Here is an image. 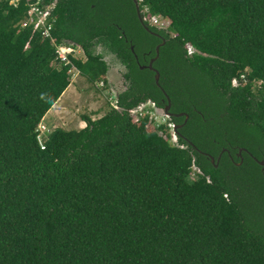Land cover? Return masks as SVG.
<instances>
[{
  "label": "trees",
  "instance_id": "1",
  "mask_svg": "<svg viewBox=\"0 0 264 264\" xmlns=\"http://www.w3.org/2000/svg\"><path fill=\"white\" fill-rule=\"evenodd\" d=\"M35 1H0V264H264V0L139 1L171 20L152 28L160 85L141 65L163 41L134 0H44L57 43L86 55L67 64L23 27ZM98 47L127 68L118 107L42 139L73 68L105 80ZM167 95L189 115L173 117L175 142L169 124L131 114ZM238 147L241 165L223 151Z\"/></svg>",
  "mask_w": 264,
  "mask_h": 264
},
{
  "label": "rangeland",
  "instance_id": "2",
  "mask_svg": "<svg viewBox=\"0 0 264 264\" xmlns=\"http://www.w3.org/2000/svg\"><path fill=\"white\" fill-rule=\"evenodd\" d=\"M97 52H102L109 67L105 80L91 82L76 68H73L71 84L49 110L39 126L42 139L46 132L57 127L84 128L86 126V122L83 121L84 115L91 116L93 119L101 117L110 110L112 105L117 103L116 96L128 87L125 77L126 66L115 55L105 51L102 47H98ZM74 55L78 59H86L82 47H77ZM144 111L149 112L158 124H169V127L172 128L170 123L172 120L167 115L159 113L152 103H148ZM137 113H133L135 119L138 117ZM172 134L174 135V133ZM172 141L175 142L173 139Z\"/></svg>",
  "mask_w": 264,
  "mask_h": 264
},
{
  "label": "built area",
  "instance_id": "3",
  "mask_svg": "<svg viewBox=\"0 0 264 264\" xmlns=\"http://www.w3.org/2000/svg\"><path fill=\"white\" fill-rule=\"evenodd\" d=\"M140 2L143 0H139ZM19 0H11L12 4H18ZM55 6V2L53 4L46 5L44 0H37L34 3L30 4V9L28 14L26 15L25 19L22 21L23 27H32L34 32L41 33L45 38L49 37L52 41V44L55 45L57 48L58 57L64 63H70V55L76 58L74 52L76 51L77 47L73 44L65 45V44H58L57 38L53 36V29H54V17L52 16V9ZM148 11V9H147ZM150 22L156 26L162 28H168L170 26V19L164 18L160 15H151ZM187 53L189 56H192L196 53V47L188 42L186 44ZM148 103H144L137 108H135L132 113H137V118L139 119L140 114L144 111V108L147 106ZM140 112V113H139ZM136 118V119H137ZM44 127V126H43ZM193 177V175H192Z\"/></svg>",
  "mask_w": 264,
  "mask_h": 264
},
{
  "label": "flooded vegetation",
  "instance_id": "4",
  "mask_svg": "<svg viewBox=\"0 0 264 264\" xmlns=\"http://www.w3.org/2000/svg\"><path fill=\"white\" fill-rule=\"evenodd\" d=\"M136 5V4H135ZM136 9H137V6H136ZM137 15H138V19H139V21L145 26V28L147 29V30H149L152 34H154L155 36H157V37H159V38H161L162 39V41L164 42L165 41V39H164V37H163V35L161 34V33H159V32H157V31H155V30H153L152 28H155V25L154 24H152L151 22H150V19H149V17L146 15V14H143V12H142V10H141V8H140V3H139V11H138V9H137ZM120 29H121V27H119ZM121 31H122V34L126 37V32L124 31V30H122L121 29ZM126 40L127 41H129L130 42V48L132 49V46L134 47V49H132V51L135 53V56H136V58H137V61L138 62H140V60H139V55H138V53L136 52V45L133 43V39H131V38H126ZM162 42V43H163ZM60 44H65V45H69V44H73V45H75L74 43H72L71 41H68V40H64L62 43H60ZM161 44V42L160 43H158L157 45H156V48H157V46L158 45H160ZM156 48H155V53H154V55H152V51H148V52H146L145 54H146V56L144 57V60L146 61V63L145 64H143V65H141V66H147V67H145V68H149L148 66L150 65V63H151V61L154 59V58H156V56H157V53H156ZM159 57H160V54H159ZM159 57L157 58V59H155L154 60V62H153V67H154V69H158L157 67H156V62H157V60L159 59ZM150 69V68H149ZM150 70H152L155 74H156V72L153 70V69H150ZM159 70V69H158ZM119 95V94H118ZM118 95L116 96V100H118ZM167 100V102L165 101V99H163V101L165 102V104L163 105V106H158V108H161L162 110H163V112H164V114L165 115H167L168 116V118L170 119V120H173V117L174 116H177L178 117V115H176V114H178V113H184V112H176V111H173L172 110V105H171V109L169 110V112H170V115L165 111V107L168 105V103H169V100L168 99H166ZM152 101V100H151ZM172 102V101H171ZM115 106H117L116 104H114ZM118 107V106H117ZM172 125H182L183 126V123L182 124H180V123H173L172 121L170 122ZM182 126H180L179 128H181ZM177 133H178V131H176ZM223 151H227V153L230 155V157H231V159L233 160V161H236V159L237 158H240L241 160L239 161V162H237L239 165H241V163L244 161V154H243V152H248L249 154H251L246 148H244V147H238L235 151H234V154H232L231 153V151L229 150V149H223ZM262 161H264V160H262ZM262 167H263V165H262ZM262 171H263V169H262Z\"/></svg>",
  "mask_w": 264,
  "mask_h": 264
},
{
  "label": "water",
  "instance_id": "5",
  "mask_svg": "<svg viewBox=\"0 0 264 264\" xmlns=\"http://www.w3.org/2000/svg\"><path fill=\"white\" fill-rule=\"evenodd\" d=\"M134 2H135L136 6H137V9H138V11H139V1H138V0H134ZM164 43H165V41H164L163 43H161L160 45L157 46V48H156L157 56H156V58H154V59L151 61L150 65L148 66L150 69H153V70L156 72V74H155V81H156V83H157L158 85H160L161 73H160V71H159L158 69H154V67H153V62H154L155 59H157V58L159 57V54H160V47H161V45L164 44ZM132 49H134L133 46H132ZM145 67H147V66H141V68H145ZM162 89H163V88H162ZM163 90H164V89H163ZM167 97H168L169 103H168V105L165 107V111L170 115L169 110L171 109L172 102H171V99H170V97H169L168 95H167ZM150 103H152V104L154 105L153 102H150ZM156 110H157L159 113H163V114H164V112H163V110H162L161 108L156 107ZM132 111H133V110H131V112H132ZM176 115H178V116H184V115H185V117H186V120H185V121H187L188 118H189V115H188L187 113H185V112H184V113H178V114H176ZM180 126H182V125H174V130H175V131H178V128H179ZM173 133H174V132H173ZM174 139H175V140L177 139V135H176V133H175V135H174ZM219 159H220V158H219ZM219 159H218V161H219ZM211 160H212L213 163L216 162V159H215L214 156H211ZM260 164L263 165V173H264V161H260Z\"/></svg>",
  "mask_w": 264,
  "mask_h": 264
},
{
  "label": "clouds",
  "instance_id": "6",
  "mask_svg": "<svg viewBox=\"0 0 264 264\" xmlns=\"http://www.w3.org/2000/svg\"><path fill=\"white\" fill-rule=\"evenodd\" d=\"M139 1V0H138ZM147 9L148 8H145V10H146V12H148L147 11ZM149 19H150V17H149ZM171 21V20H170ZM156 26V25H155ZM159 27V26H158ZM81 47V46H80ZM147 103H150V102H147ZM146 104V103H145ZM154 106L155 107H158V106H156V104H154ZM134 110V109H133ZM131 114L133 115V113L131 112ZM85 122V121H84ZM172 125V124H171ZM175 130H174V125H172V133L174 132ZM175 133H176V131H175ZM175 135V134H174ZM177 135V134H176ZM173 140L175 141V139H174V136H173Z\"/></svg>",
  "mask_w": 264,
  "mask_h": 264
}]
</instances>
